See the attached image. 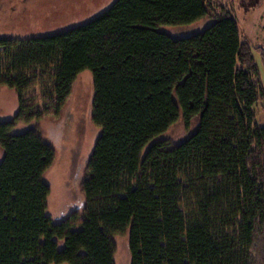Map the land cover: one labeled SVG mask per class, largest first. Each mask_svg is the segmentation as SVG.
<instances>
[{"label": "trees", "instance_id": "1", "mask_svg": "<svg viewBox=\"0 0 264 264\" xmlns=\"http://www.w3.org/2000/svg\"><path fill=\"white\" fill-rule=\"evenodd\" d=\"M205 17L189 36L160 29ZM85 69L100 134L83 208L54 220L56 149L36 124L61 118ZM3 86L19 108L0 120V264H116L127 232L130 264H264V85L227 4L115 0L62 32L0 37ZM179 118L197 129L156 139Z\"/></svg>", "mask_w": 264, "mask_h": 264}, {"label": "rangeland", "instance_id": "2", "mask_svg": "<svg viewBox=\"0 0 264 264\" xmlns=\"http://www.w3.org/2000/svg\"><path fill=\"white\" fill-rule=\"evenodd\" d=\"M115 0H0V37H31L62 32L79 26L107 10ZM232 10L236 18L241 39L248 42L260 69V79L264 85V0H221ZM213 19L205 17L186 25H163L162 31L175 37L189 36L202 32ZM93 75L90 69L83 70L74 86L73 94L57 121L47 118L36 127L44 140L56 149L53 166L45 173L44 179L51 187L47 214L54 220L65 218L74 210L84 206L82 181L89 157L100 129L91 120L93 101ZM19 103L15 90L0 88V120L12 119L18 111ZM257 122L264 126V102L258 103ZM199 119L186 127L182 118L156 139L167 138L180 142L194 132ZM24 128V127H20ZM155 139V140H156ZM3 150L0 148V161ZM129 233L115 237L117 251L116 264H130L128 247ZM63 242L60 241V246ZM67 264V263H63Z\"/></svg>", "mask_w": 264, "mask_h": 264}, {"label": "water", "instance_id": "3", "mask_svg": "<svg viewBox=\"0 0 264 264\" xmlns=\"http://www.w3.org/2000/svg\"><path fill=\"white\" fill-rule=\"evenodd\" d=\"M259 48H261L262 50H263V52H264V48H263V46L262 45H260V46H258Z\"/></svg>", "mask_w": 264, "mask_h": 264}]
</instances>
